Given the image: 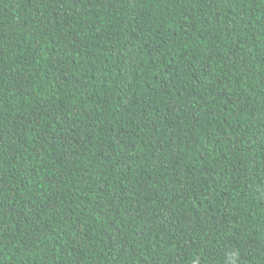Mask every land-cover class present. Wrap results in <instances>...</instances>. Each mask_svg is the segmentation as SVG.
<instances>
[{
    "label": "trees",
    "instance_id": "16d2710c",
    "mask_svg": "<svg viewBox=\"0 0 264 264\" xmlns=\"http://www.w3.org/2000/svg\"><path fill=\"white\" fill-rule=\"evenodd\" d=\"M0 264H264V0H0Z\"/></svg>",
    "mask_w": 264,
    "mask_h": 264
},
{
    "label": "clouds",
    "instance_id": "9594fccd",
    "mask_svg": "<svg viewBox=\"0 0 264 264\" xmlns=\"http://www.w3.org/2000/svg\"><path fill=\"white\" fill-rule=\"evenodd\" d=\"M234 256L237 255L236 253L233 254Z\"/></svg>",
    "mask_w": 264,
    "mask_h": 264
}]
</instances>
